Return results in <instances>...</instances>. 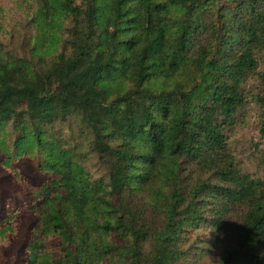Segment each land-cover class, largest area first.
I'll list each match as a JSON object with an SVG mask.
<instances>
[{
	"label": "trees",
	"instance_id": "1",
	"mask_svg": "<svg viewBox=\"0 0 264 264\" xmlns=\"http://www.w3.org/2000/svg\"><path fill=\"white\" fill-rule=\"evenodd\" d=\"M36 3L37 60L0 49V166L43 177L10 197L24 264H264V179L228 141L250 79L264 133V0Z\"/></svg>",
	"mask_w": 264,
	"mask_h": 264
},
{
	"label": "rangeland",
	"instance_id": "2",
	"mask_svg": "<svg viewBox=\"0 0 264 264\" xmlns=\"http://www.w3.org/2000/svg\"><path fill=\"white\" fill-rule=\"evenodd\" d=\"M36 1L28 0L25 3L23 0H0V49L3 52L37 60L32 58L30 53V40L35 33L32 21L37 11ZM245 92L246 104L234 117L228 141L241 171L250 177L264 179V133L261 131V111L250 96L257 92V83L250 79L246 83ZM55 131L66 138L69 137L67 124H56ZM84 164L93 180L105 177L104 169L95 156L89 154ZM35 167V160L30 158L13 162L9 170L0 166V226L4 223L9 224L10 221L15 226L13 239L0 250V264H24L26 260V252L22 248L35 216L25 210L21 203L14 206L10 197L32 193L43 178L36 173ZM11 216H14L12 220Z\"/></svg>",
	"mask_w": 264,
	"mask_h": 264
},
{
	"label": "clouds",
	"instance_id": "3",
	"mask_svg": "<svg viewBox=\"0 0 264 264\" xmlns=\"http://www.w3.org/2000/svg\"><path fill=\"white\" fill-rule=\"evenodd\" d=\"M221 264H223V262L221 261Z\"/></svg>",
	"mask_w": 264,
	"mask_h": 264
}]
</instances>
